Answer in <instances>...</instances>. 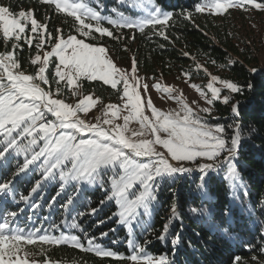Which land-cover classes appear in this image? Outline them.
<instances>
[{
	"label": "snow or ice",
	"instance_id": "snow-or-ice-1",
	"mask_svg": "<svg viewBox=\"0 0 264 264\" xmlns=\"http://www.w3.org/2000/svg\"><path fill=\"white\" fill-rule=\"evenodd\" d=\"M38 2L52 8L55 14L72 19L67 34L62 27L50 30L48 23L36 18L34 8L14 12L11 5L0 3V41L10 45L0 52V174L10 170L12 161L16 160L12 179L0 178V264H38L36 260H29L34 253L27 249L28 245L38 242L40 245H68L97 257L128 260L132 264H175V253L184 228L178 200H173L162 231L156 236L162 243L171 244L173 259H169L168 253L149 254L146 245L151 241L146 237L151 234L152 218L161 203L159 197L163 187L170 188L177 180L194 172L199 173L198 182L193 181L196 191L203 196L207 194L211 174L226 169L224 179L229 182L231 200L239 202L240 210L247 212L249 217L254 214L256 208L244 204L243 197L248 195V189L236 161L241 144L250 138L244 135L245 131L256 135L258 130L245 128L240 102L233 99L246 90L252 91V83L244 85L212 74L197 63L196 70H202L208 82L204 86L189 84L199 97L189 103L182 90L176 95L174 86L162 85L158 80L153 84L145 81L139 74L135 56L131 58L130 70L119 67L104 43L105 39L134 41V34L128 37L122 30L134 29L143 34L146 27L155 29L157 25H168L174 14L164 11L155 0H118L122 6L139 10L141 14L137 16L126 15L118 8L110 10L114 15H104L99 0ZM230 10L264 12V0H202L195 5V12L214 16H225ZM185 18L191 19V13ZM47 19L51 20V17ZM115 30H120V34ZM155 34L172 43L165 31L156 29ZM25 48L29 53L26 59ZM159 48L163 50L165 45L161 44ZM124 50L130 49L125 46ZM182 55L190 57L188 52ZM25 63L31 72L25 68ZM211 63L217 65L215 59ZM238 63L242 62L228 58L218 68L231 70ZM249 71L256 74L261 70L253 67ZM181 76L187 83L192 72L182 71ZM85 82L110 88L117 102L105 104L94 92L86 94ZM152 88L176 101L178 109L166 112L156 107L149 95ZM69 94L75 98L74 103L67 102ZM218 102L230 105L232 124L212 123L219 120L214 115ZM93 109L100 115L89 120ZM148 111L150 115L146 114ZM133 123L139 126L138 129L130 127ZM30 173H39V178L28 196H18L16 177ZM49 185L57 186L55 195L47 202L49 210L57 204L58 198L64 197L60 207L66 215L83 206L89 192L100 190L104 198L99 205L91 207L89 202L86 211L72 217L70 227H80L75 222L79 216H95L104 207H114L111 215L98 219L95 226L99 228L109 222L116 225L101 232L100 239L120 227L126 228L132 254L125 257L105 248L97 243V237L87 233H84V241L69 232L60 231L55 235L59 226L54 224L47 229L35 224L30 228L17 226L19 213L6 211L7 205L25 202L30 209L40 208V203L28 202ZM258 203L264 214V199ZM188 212L202 217L207 210L190 206ZM226 214L231 217V207ZM260 227L262 243L258 251L264 256V223ZM137 230L145 235L143 243L136 238ZM224 232L245 251L251 252L257 247L240 234ZM44 251L40 249L41 254ZM251 261L252 264H264V260H259L256 255ZM43 264L60 262H52L46 257ZM231 264H249V261L233 255Z\"/></svg>",
	"mask_w": 264,
	"mask_h": 264
},
{
	"label": "trees",
	"instance_id": "trees-1",
	"mask_svg": "<svg viewBox=\"0 0 264 264\" xmlns=\"http://www.w3.org/2000/svg\"><path fill=\"white\" fill-rule=\"evenodd\" d=\"M202 0H155V3L164 11L172 12L174 15L168 25L156 28L146 27L144 33L134 29H123L125 36L135 35V40L127 39L122 41H113L105 39L104 43L114 52L115 56L121 60L128 59V53L134 54L138 61L139 70L146 76H180L182 71H192L193 58L202 60L208 67H218L219 64L226 63L231 53L236 51L220 34L217 27L212 25L209 17L196 16L195 5ZM4 5H11L14 12L22 8L35 9L36 18L49 24L50 30L62 27L64 33L69 32V25L72 19L65 18L63 15H57L52 8L41 5L38 0H0ZM95 6V5H93ZM99 7L103 10L104 15H114L110 10L118 8L120 12L126 15L137 16L139 11H133L130 7L122 6L118 0H99ZM191 13V19H187L186 14ZM51 17V20L47 18ZM107 27L110 25L105 24ZM156 29L166 32L169 41L156 35ZM117 34H120V30ZM95 43V41H92ZM165 45L162 50L159 45ZM127 46L129 51H125ZM5 45L0 41V52L6 50ZM183 52L190 53V57H184ZM25 59L29 53L27 48L24 51ZM237 61L242 62L235 65L231 70H224L221 76L231 78L232 80L246 85L252 83V91H245L242 95H235L234 101L240 102V113L242 123L246 129L255 128L258 134L250 135L245 131L246 139L239 148V158L236 161L239 173L242 176L244 184L247 186L248 195L243 197L245 205H252L256 208L254 214L249 217L247 212H242L238 206L239 202L233 203L230 197L229 182L224 179L226 169L218 174H211L208 181V190L206 195H201L196 191L199 173L194 172L191 176L181 178L175 184L164 186L160 194V205L156 208L152 218L151 234L147 239L151 242L146 245V251L158 256L168 253L169 259H173L172 246L170 243H162L156 239L162 231V226L170 214V205L176 199L181 205L183 213L184 228L181 232V243L176 249L175 264H231L233 255H240L252 264L251 257L256 255L259 260H264L260 255L258 246L261 245V223H264V214L260 212L259 201L264 199V68H259L257 61L249 58L247 54H239ZM215 59L217 65H213L211 60ZM257 68L261 71L253 74L249 70ZM25 68L31 72L32 69L25 63ZM192 73V78L201 77ZM85 93L94 92L96 96L101 97L102 101H116L117 97L110 88L102 86L99 83L85 82ZM219 120H213L212 123L232 124V113L230 105L222 103L216 104L214 113ZM231 135V129L228 130ZM14 160L12 167L4 174H0L2 179H12L11 173L15 171ZM39 174L32 173L22 175L15 179V190L19 194L28 196L35 180ZM56 185H49L42 192L34 194L28 203H40L42 207L30 209L25 202L9 203L6 211H17L16 225L21 228H30L33 224L36 227L49 228L50 225L62 227L64 219L72 220L78 212L86 211L89 202L91 207H97L104 194L100 190L89 192L83 206H78L74 211L67 215L60 207L64 203V197L58 198L57 204L50 211L47 202L55 195ZM69 192L71 189L69 188ZM17 196V201H18ZM43 197V199H41ZM190 206L202 207L207 210L206 215L197 217L188 212ZM232 208L231 217L226 214L229 208ZM20 209H23L21 212ZM114 207H104L95 215L79 216L76 223L80 225L78 229L72 230L74 235L80 236L84 241V233L89 236L97 237V243L105 248L116 251L125 256L131 255V250L127 244V230L120 227L116 232H109L107 237L100 239L101 232H107L109 228L116 227L112 222L95 226L98 219H104L111 215ZM31 217V220H29ZM224 230L229 233L242 235L245 240H251L257 246L254 251H245L244 248L228 239ZM179 231V226H177ZM58 234V231L55 232ZM136 238L143 243L145 235L139 230L136 232ZM116 241V243H113ZM48 258L52 262L60 264H122L124 261H118L113 258L97 257L94 253L84 252L80 249L68 245H47L43 259Z\"/></svg>",
	"mask_w": 264,
	"mask_h": 264
},
{
	"label": "rangeland",
	"instance_id": "rangeland-1",
	"mask_svg": "<svg viewBox=\"0 0 264 264\" xmlns=\"http://www.w3.org/2000/svg\"><path fill=\"white\" fill-rule=\"evenodd\" d=\"M200 15L202 17H209L208 19L211 21L212 25L217 27V30L220 31V34L224 37V39L236 51H238V54L235 52H232L231 53L232 56H230V58L235 59V58L240 57L239 54L241 55L247 54L249 58L253 59L254 62L257 61L256 64H258L259 68H264V12H260V11L244 12L241 10H230V13L225 16H214V15H208L207 13H197L196 14V16H200ZM40 21L45 23V21H42V20ZM48 50H50V48ZM109 50H110L113 60L117 63L119 67L130 70L131 58L134 56L133 53L129 52L128 59L126 61H121L115 56L114 52L110 48ZM193 61H194L192 65L193 70L191 72L194 73L196 76L198 75H202V76L193 78L187 83L185 82L184 77L181 76V74L180 76H162L161 75V76L155 77L156 79H153V77L144 75L140 70H139V74L149 84H153L158 80L162 85L174 86L177 90L175 93L176 95H179L180 91L182 90L187 101L191 103L192 100H196L199 97H198V93L194 89L189 87V84L196 83V84H200L201 86H204L208 82V77L204 74V72L202 70H199V71L196 70L197 63L206 67L208 71L211 72L212 74L221 75L222 73L223 74L225 73L224 71L219 70L218 67H214V68L208 67L207 65H205V63L202 60H199V59L194 60L193 58ZM149 95L151 96V99L153 100V103L155 104V106L163 111L167 112L169 110L178 109L179 107L176 101L168 99L165 94L157 92L155 88L151 89ZM161 97H163V99ZM66 99H67V102L69 103L75 102V98L72 97L70 94L66 97ZM116 102L117 100L116 101H103V103L105 104L106 103H116ZM146 114L150 115V111H148ZM95 115H100V112L97 109L92 110V113L89 115L88 119L92 120L93 116ZM119 122L122 123V120ZM130 127L134 129H138L139 126L133 123L130 125ZM20 162L21 163L23 162L22 158L20 159ZM14 163H16V160H14ZM22 175L24 174H21V176ZM62 223H63L62 227L59 228L58 234H55V233L54 234L59 235L60 231H64V232H69L74 235V233L72 232L73 228L70 227L73 221L64 219ZM47 245L48 244L40 245L39 242L37 245H28L27 249L30 252L34 253V255L29 257V260H36L38 264H43L44 262L43 255L46 252ZM41 248L45 250L43 254H41L40 252ZM148 253L151 254L150 252ZM123 261L124 263L122 264H132L131 261H128V260H123Z\"/></svg>",
	"mask_w": 264,
	"mask_h": 264
}]
</instances>
